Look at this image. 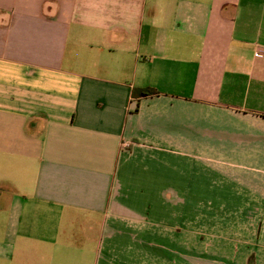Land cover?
Instances as JSON below:
<instances>
[{
	"label": "crops",
	"instance_id": "crops-1",
	"mask_svg": "<svg viewBox=\"0 0 264 264\" xmlns=\"http://www.w3.org/2000/svg\"><path fill=\"white\" fill-rule=\"evenodd\" d=\"M184 261L264 264V0H0V264Z\"/></svg>",
	"mask_w": 264,
	"mask_h": 264
},
{
	"label": "rangeland",
	"instance_id": "rangeland-1",
	"mask_svg": "<svg viewBox=\"0 0 264 264\" xmlns=\"http://www.w3.org/2000/svg\"><path fill=\"white\" fill-rule=\"evenodd\" d=\"M233 117V116H232ZM232 120L234 121V118H232ZM194 167L197 168V171L199 174H197V176L193 177V187L197 188L198 190V194L195 192V190H193L192 193H187L184 194L183 196V200L185 201V204H188L190 206V202H188V200L193 199V201H197V202H206V201H214L217 203L218 199H222L224 194H216L218 191L221 192L223 188H226L227 190H232L234 193V198H235V203L238 202V196L235 194L238 192V188H240L241 186H246L247 184H245L244 179L241 180L238 178V176L236 175H241L240 171H235L237 169L234 170H230V175L225 177L224 179V184H223V179H220L219 177H217L216 174H213L212 172H207L204 168H202V166L200 164L194 163L193 165ZM184 169V168H183ZM215 176V177H214ZM214 177V178H213ZM209 187V192L211 193V197L210 195H206V187ZM183 195V194H182ZM181 195V196H182ZM185 211V210H184ZM204 210H199V215L200 217H205V214L202 213ZM157 213V212H156ZM186 214H184V220H183V226H182V230L185 231L186 228V233H178L176 235L177 241H176V245L177 248L178 246L181 247V249L183 250L184 253H187L189 255L190 253V232H189V225H185V221H187V219L185 220ZM157 218H158V213H157ZM152 220L153 215H152ZM156 228V227H155ZM206 229H207V225L206 223H202L199 227L200 233H204L206 234ZM225 230L227 233H231L233 234H238V230L239 227L237 226H231V227H225ZM181 242V244H180ZM174 244V241L172 242ZM203 243L206 244V240L204 238ZM167 244L169 245L170 243L167 242ZM174 248V245H173ZM187 259V258H185ZM187 261H184V264H186ZM189 263V261H188Z\"/></svg>",
	"mask_w": 264,
	"mask_h": 264
},
{
	"label": "trees",
	"instance_id": "trees-1",
	"mask_svg": "<svg viewBox=\"0 0 264 264\" xmlns=\"http://www.w3.org/2000/svg\"><path fill=\"white\" fill-rule=\"evenodd\" d=\"M155 93L156 92L154 90L146 88V89L133 90L132 95L134 97H143V96L153 95ZM249 262H251V259H249Z\"/></svg>",
	"mask_w": 264,
	"mask_h": 264
}]
</instances>
